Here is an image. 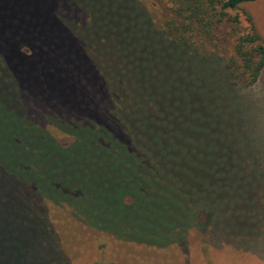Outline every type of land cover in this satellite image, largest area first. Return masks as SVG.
<instances>
[{"label": "trees", "instance_id": "obj_1", "mask_svg": "<svg viewBox=\"0 0 264 264\" xmlns=\"http://www.w3.org/2000/svg\"><path fill=\"white\" fill-rule=\"evenodd\" d=\"M29 1L39 14L25 23L27 35L16 48L0 37V103L36 132L29 134L48 159L78 170L66 167L70 177L44 188L34 163L17 175L0 160V239L18 240L1 256L12 246L33 250L39 233L49 235L45 203L95 231L156 248L180 228L184 235L185 222L200 224L199 213L226 222L220 213L229 207L243 218L242 196L262 184L264 147L229 90L258 83L264 39L248 13L244 27L229 13L264 0H165L164 17L147 14L137 0ZM227 28L225 58L216 52ZM211 57L225 62V85L203 62ZM91 109L129 140L97 123ZM57 134L71 144L59 145ZM12 222L14 230L7 228Z\"/></svg>", "mask_w": 264, "mask_h": 264}, {"label": "rangeland", "instance_id": "obj_2", "mask_svg": "<svg viewBox=\"0 0 264 264\" xmlns=\"http://www.w3.org/2000/svg\"><path fill=\"white\" fill-rule=\"evenodd\" d=\"M137 1L149 15L160 17L168 15L166 10L168 4L166 6L165 0ZM29 2V0H0V37L4 44L16 48L19 37L27 35L25 32L28 24L25 23L39 14V10L30 8ZM12 4L20 6V9L14 10ZM63 6L67 8L69 5L64 2ZM243 11L251 16L256 32L264 39V1L243 5L242 10L229 13L240 18L242 27L245 26L242 20ZM229 32V28L224 31L225 37L222 38L223 41L218 45L216 52L217 55L225 58L231 55ZM209 47L207 45L206 49ZM203 62L207 65L211 63L212 78L217 83L225 85V62L217 57L205 59ZM229 92L234 98L232 101L234 103L231 104L238 108L237 112H240V116H243V119L244 116L249 117L247 120L249 126H247L253 130L251 136H255L259 146L261 144L264 147V70L258 83L252 88L236 87ZM2 105L0 103V140L5 139L0 143V160L8 168L19 175V173L23 174L21 170L26 169L28 163H34L33 165L37 167L35 172L37 176L35 174L32 176H41L44 188L50 179L63 180L70 177L71 172L66 167L77 173L78 166L74 162H63L66 167H62L57 156L48 159L41 142L36 141L33 135L29 134L30 131L35 134L36 132L25 127L22 121H17L15 116L7 115L9 110L3 107L5 103ZM91 111H94L93 116L97 123L98 120L104 123L121 142L125 143L129 140L128 133L120 129L119 125L101 118L102 112L96 109ZM33 116L31 114V120H35L38 126L47 128L45 118L41 116L33 118ZM6 129H11L8 137H6ZM57 136L56 141L61 146H67L72 142L71 138H66L62 134ZM258 177L263 178L262 184L250 187L245 197L242 196L241 201L246 203L241 208L242 211L245 210L243 218L235 217L234 211L229 213L231 209L229 207L221 211L220 217L231 221V224L227 220L223 222L220 218L218 222L217 220L210 222L204 213H199L197 218L200 224L185 222L182 224L184 229L187 228L185 234L182 235L180 228L172 235L173 237L170 236L166 243H163L165 245L161 248L148 247L143 244V240L126 241L124 238L95 231L73 219L69 211L45 203L41 206V213L49 235L39 233L35 237L37 242L33 250L28 247L29 243L23 245V248L28 247V250L22 253L16 252L12 246L8 257L1 255L7 245L15 244L18 240H15V235L0 239V264H264V175ZM196 205L197 203L194 202L191 209H195ZM233 222L235 227L232 226ZM7 228L14 230L16 226L12 222Z\"/></svg>", "mask_w": 264, "mask_h": 264}]
</instances>
